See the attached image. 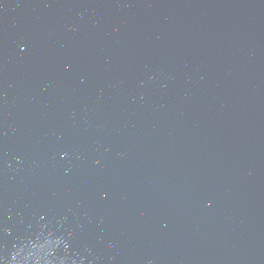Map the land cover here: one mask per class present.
<instances>
[{
    "label": "water",
    "instance_id": "1",
    "mask_svg": "<svg viewBox=\"0 0 264 264\" xmlns=\"http://www.w3.org/2000/svg\"><path fill=\"white\" fill-rule=\"evenodd\" d=\"M57 250L264 264V0H0V264Z\"/></svg>",
    "mask_w": 264,
    "mask_h": 264
},
{
    "label": "clouds",
    "instance_id": "2",
    "mask_svg": "<svg viewBox=\"0 0 264 264\" xmlns=\"http://www.w3.org/2000/svg\"><path fill=\"white\" fill-rule=\"evenodd\" d=\"M95 163H99V161H96ZM68 249H69V243H68ZM57 252H58V250L56 251V253H55V256L57 257V258H60V257H63L64 258V264H69V258L67 257V255H65V256H58L57 255ZM66 253V252H65ZM70 264H72V260L70 261ZM82 264H83V260H82Z\"/></svg>",
    "mask_w": 264,
    "mask_h": 264
}]
</instances>
